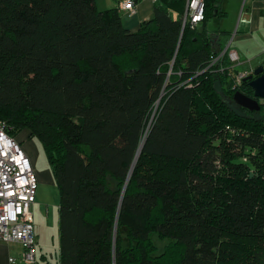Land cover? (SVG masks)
Returning <instances> with one entry per match:
<instances>
[{
	"label": "trees",
	"instance_id": "obj_1",
	"mask_svg": "<svg viewBox=\"0 0 264 264\" xmlns=\"http://www.w3.org/2000/svg\"><path fill=\"white\" fill-rule=\"evenodd\" d=\"M221 1L131 31L96 0H0V119L42 143L61 264H264V99L213 63Z\"/></svg>",
	"mask_w": 264,
	"mask_h": 264
},
{
	"label": "built area",
	"instance_id": "obj_2",
	"mask_svg": "<svg viewBox=\"0 0 264 264\" xmlns=\"http://www.w3.org/2000/svg\"><path fill=\"white\" fill-rule=\"evenodd\" d=\"M157 1V0H152ZM120 7L130 13L136 11L135 0H124ZM205 17V0H186L183 25L197 26ZM232 63L240 62L236 49H226L217 56L215 63L225 52ZM238 73V80L250 75ZM12 127L0 119V243L18 242L23 247L21 258L10 257L11 263L37 264V241L34 235L32 206L37 201L39 179L32 161L21 143L11 133Z\"/></svg>",
	"mask_w": 264,
	"mask_h": 264
},
{
	"label": "crops",
	"instance_id": "obj_3",
	"mask_svg": "<svg viewBox=\"0 0 264 264\" xmlns=\"http://www.w3.org/2000/svg\"><path fill=\"white\" fill-rule=\"evenodd\" d=\"M122 1L124 0H96V5L101 10H105L112 7H118L122 15V19L125 27L131 31H137L140 28L141 23L151 18L154 14V1L152 0H135L136 11L134 13H130L126 10L121 9L120 3ZM223 10L226 11L228 15V10L226 9ZM237 17H238L237 24L233 26L235 28L234 32L231 30L232 26H229L228 24H223L224 26H221L219 29L217 28L212 31H218V30L220 31L219 37H221L220 39L223 43L224 50L229 48V49H236L239 52L240 62L234 66L237 68V71L240 72L247 71L253 73L258 66L264 64V0H243L240 13H237ZM223 18L219 19V17H214L211 20L215 19L217 21L219 19L220 21H222ZM210 21L206 25L208 29H209ZM36 172L38 174L39 188H40L38 189L39 190L38 200H40L42 204V208L44 209L45 213L50 214V211L51 210L53 211L54 209L53 206L55 204L51 205V203H53L51 200V193L48 191L44 192L43 189L47 190L49 187H51V183L54 185L53 187H56L55 195L58 198V202L56 203L55 206H57L58 209H59V190L55 184L54 178L52 176L51 178L49 173L47 174V176L46 175L42 176L41 175L42 172L38 173L37 170ZM36 202L34 204H36ZM49 208H51L50 211ZM57 217H58V227H59V210ZM34 221H35V216H34ZM59 242H60V236H59ZM22 253H23V247H22ZM42 256H43L42 258L46 257L44 254ZM10 257L13 256L11 255L6 256L5 247H3V245L0 243V264H11L9 260ZM36 257L38 261L37 264H39L40 258H38V250ZM59 264H61L60 259H59Z\"/></svg>",
	"mask_w": 264,
	"mask_h": 264
},
{
	"label": "rangeland",
	"instance_id": "obj_4",
	"mask_svg": "<svg viewBox=\"0 0 264 264\" xmlns=\"http://www.w3.org/2000/svg\"><path fill=\"white\" fill-rule=\"evenodd\" d=\"M243 4V0H222L221 6L223 9L228 10V15L223 18L222 21L219 19L216 21L215 19L211 20L209 23V30L219 29L223 24H228L232 26V31H235L234 25L237 24L238 17L237 13H240L241 7ZM199 28H202L200 24ZM15 138L21 143L27 154L29 155L33 166L39 172H42L41 175H46L49 173L50 177H54L52 171L50 169V165L46 158L45 152L43 150V146L41 141L36 137H30L29 131L24 129L22 131L13 132ZM51 177V178H52ZM51 183V187L47 190L43 189V191H48L51 193V200L55 204L58 202V198L55 195L56 187ZM40 189V188H39ZM39 191V190H38ZM58 193V192H57ZM37 194V202L33 205L32 211L35 216L34 221V235L38 244V258L39 264H59L60 259V242H59V228H58V208L57 206H53V211L49 208L50 214H46L44 209L42 208V204L40 200H38ZM158 238V235H154V239ZM6 250V256L21 258L22 253V245L18 242H3L1 243ZM45 255V258H42V255ZM44 259V260H43ZM11 263V262H10ZM12 264V263H11ZM18 264H26V262H19Z\"/></svg>",
	"mask_w": 264,
	"mask_h": 264
},
{
	"label": "water",
	"instance_id": "obj_5",
	"mask_svg": "<svg viewBox=\"0 0 264 264\" xmlns=\"http://www.w3.org/2000/svg\"><path fill=\"white\" fill-rule=\"evenodd\" d=\"M245 80H250V85L254 90V96L250 97L237 91L234 94V101L238 105L250 110H259L261 108L259 99H264V64L258 66L251 75L245 77Z\"/></svg>",
	"mask_w": 264,
	"mask_h": 264
},
{
	"label": "clouds",
	"instance_id": "obj_6",
	"mask_svg": "<svg viewBox=\"0 0 264 264\" xmlns=\"http://www.w3.org/2000/svg\"><path fill=\"white\" fill-rule=\"evenodd\" d=\"M233 66H234V65H233ZM239 72H240V71H239ZM251 74H252V73H251ZM251 74H250V75H251ZM248 76H249V75H248Z\"/></svg>",
	"mask_w": 264,
	"mask_h": 264
}]
</instances>
